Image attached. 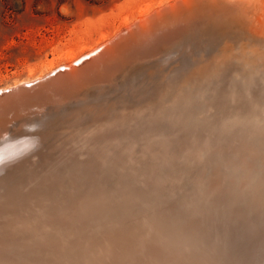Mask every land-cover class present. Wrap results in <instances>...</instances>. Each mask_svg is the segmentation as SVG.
I'll use <instances>...</instances> for the list:
<instances>
[{
	"label": "bare ground",
	"instance_id": "bare-ground-1",
	"mask_svg": "<svg viewBox=\"0 0 264 264\" xmlns=\"http://www.w3.org/2000/svg\"><path fill=\"white\" fill-rule=\"evenodd\" d=\"M177 1H183V0H167V1L159 0L156 3H150V4H147L144 6H140L139 9L137 8L138 9L137 15H134L135 17L132 20L129 19L127 16L126 17L124 16V18H122L121 26L116 27L113 34L109 35L108 31L103 32L100 36V39L98 41L95 40L97 42H95L94 44H88L86 41H85V43H82V44L79 43L77 48H70L63 53L62 56L65 59V61L63 63L56 64V61L52 60L49 64V67H48L49 68L48 72L56 69V67H59L60 65H68V66H70V68H72L73 61H75L76 59L81 57L83 54H86V53H89L90 51H93L94 49H96L97 47H99L102 44L105 45V47L109 50V52H112V53L115 52L120 47V46H118L119 44L116 43V45H115V43H114V44L108 46L107 41H109L113 36H115L120 30L128 29L131 26V24H133V23H139L140 25L146 24L149 15H151L152 13H158L159 14V10L165 6L168 9V16L172 15V14H177V15L180 14L179 17H181L183 15L182 17L184 18V20L187 19V22H189L193 19L196 20L193 22V24H192V22L187 23V24H189L188 28L189 29L193 28V34H196L193 37H191L190 39H187L188 41L186 42V44H188L192 40L193 41L190 42V44L185 47L186 52L188 51L189 47H191L190 51H193L192 56H191L192 59L189 60L187 63L182 64L180 67L176 68L175 71H172L170 73V75L172 77L167 79V83L169 81H173L174 87L170 88L167 95H164L165 99L163 101L158 102V100H157V96L160 93H158L157 96H154V95H156L155 94L156 90H155L154 94L149 92L147 95H143V97H140L139 99L134 100V101H124L126 99L132 100L130 98L131 96L125 95L124 96L125 99H123L124 102L120 103V106L115 111V113H108V115L99 124L97 122H95V124H92V125L87 126L85 128V130L88 132V134H92V136L89 135L86 138H81L79 144L80 143L84 144V143L88 142L87 141L88 139H90V140L92 139L93 142H95L96 139L94 140V138H96V137L98 138V134L100 135L101 133L111 131L112 132L111 138L108 140H105L102 143V145L100 144V147L104 146L108 149L110 148L109 151H114V150L120 149V147L126 146V148L123 149V152H126L128 155L122 154L123 155L122 160L123 159L125 160V162H124L125 165H124L123 169L117 170L119 173L118 174L119 176H123V175L126 176V174H128L129 176L128 177L126 176V179H129L130 174H133V175L136 174L137 175L136 177H138V175L140 177V174H142L144 172L147 173V171L148 172L151 171V174H152L153 166L155 165L154 167H157L158 169H157V172L155 171L154 176H157L159 180L161 179V181H163L164 177H166V175H167L166 171H163V169L165 166H167V164L169 162L167 160V158H168L167 154H169L170 152H174L176 150L185 149L187 147H189L188 148L189 153H188V155L184 161L187 160L186 163L190 164V162L193 161L191 159L193 158V155L195 154L196 150H197V152H199L204 146L207 147V143L202 142V140H201L202 137L200 138L201 142H194L191 140L192 135H194V132H195L194 129L196 128V124L193 121V117H194L193 107L199 101V94H201V93H200V90L197 91V89L199 86L202 85V83H205L204 85L207 84V86L210 84L218 85V81L215 82V78L213 81L211 80V77L213 76L212 74L215 72V70H213V68L211 69V65L214 64L213 61L217 57V54H221L222 51L224 53L228 52L230 47L233 48L232 50H234L235 48H238L239 50L243 51L245 49L244 50L245 52L249 51V53H251V56L248 58L251 59L252 61H256L257 60L256 57H258L259 53H260L257 50H261V48H262V46L258 47V46H260V44H258V42L264 36V12H260V11L258 12L257 9H255V6H254L255 0H205V2H203V3L200 2L202 0H193L190 4H188V6L185 5V6L177 7L175 9L174 5ZM193 2H195L196 4H199V5L202 4V5L201 6L198 5L199 11L194 12V13H192V11H191V13H189L190 14L189 15L188 10L190 11V8H188V7L191 6L193 4ZM259 10H261V9H259ZM214 11H216V13H219L218 14L219 17L216 16ZM187 16H188V18H186ZM165 17H166V15H165ZM176 17H178V16H176ZM219 18H222V20L219 21L218 20ZM173 20H175V19H173ZM147 24L149 25V23H147ZM150 25L154 26V24H150ZM148 28H149V26H148ZM224 34L225 35L230 34L232 37L237 38L236 40L239 41L238 45H242L244 49L243 50L241 49L242 46L236 47V45H237L236 42H230L229 43L227 41V39L225 40V38L223 36ZM135 38L136 37H133V39H135ZM118 43H120V42H118ZM245 46L247 47V49ZM215 48H218V49H215ZM238 51H234V53L236 54V53H238ZM242 53H244V52H242ZM139 54H142V53H139ZM260 55H262V54H260ZM61 60H62V58H61ZM248 62L249 61H246V63H248ZM258 63H256V64H258ZM253 64H254V62H253ZM87 65H88V62L84 63L81 67H78L76 71L74 69H72L73 70V71H71L72 75L77 77L76 78L77 81H75V82H72V81L69 82V79H67V78L62 79L61 78L62 76L67 75V73L65 72L63 74H60L61 75V77H60L61 79L59 78L60 80L57 79V81H55L53 83H49L46 85V88L48 89L46 92L42 93L40 91V89H38V88L24 89L22 92H18V90H14L13 94H10V95L5 96L4 98H1L0 99V101L2 102L0 105V119H1V121H3V123H4V121H10V120H6V119L11 117L12 112H14V114H17L20 112V109H23V107H25L22 105L21 102H24V103L26 101L30 102L31 98H34V96H36L38 94V91H40V93H42L43 95L49 94L50 96L55 97V99H60L63 97V95H67V93H70L72 91L84 90V93L82 94L81 99L84 98L87 100L88 99H91V100L86 102V103L81 104L80 108H87L89 106H92L94 100L96 99L94 91H91L92 88L89 87L90 85L98 84V93H100L102 90H105V89L112 87V86L115 87V85L120 84L119 80L112 81L113 78L116 77L117 72H118L119 66H118L117 62H113L112 64L110 62L108 64L104 63L103 67H104V65H107V66H105L103 68V70H99L98 72H95V73H97V76H95V77L93 76V74H94L93 72L91 73V76H88V77L82 76L85 73L84 70H85ZM254 65H252V66L254 67ZM42 76H45V72L41 73L39 75V77H42ZM92 77H93V79H91ZM216 77H217V75H216ZM78 79H82V80H78ZM159 79H161V78H158L157 76H154L152 78H148V80L146 82H144V86L148 87L152 84L151 82L155 83ZM220 79H222V78H220ZM28 81H30V80H28ZM219 82H222V81H219ZM248 82H250V81H248ZM57 83H60L61 86L54 88V87H56L54 85H56ZM102 83L104 85H100ZM226 83L228 84V82H226ZM201 88H202V86H201ZM215 88H216V86H215ZM226 89H224V90L226 91ZM233 91L235 92L236 90H232V93H233ZM211 92H213V91L211 90ZM229 93H230V91H229ZM207 94H210V93H207ZM236 94L234 95V93H233V96H236ZM117 95H121V93H118ZM215 95L217 97V94H215ZM223 96H225V94ZM252 98H254V97H252ZM200 99H202V98L200 97ZM203 99H204V97H203ZM230 99H231V97H230ZM98 100H100V99H98ZM209 101L210 100H208L207 103ZM221 101H222V98H221ZM30 103H32V102H30ZM209 104H211V101ZM209 104H207V105H209ZM261 105H263V104L261 103L260 106ZM21 106H22V108H21ZM238 106H241V105H238ZM242 107H243V105H242ZM242 107H240V108H242ZM119 109H120V112H118ZM8 110L10 112H8ZM114 110L115 109H113V111ZM142 110H145L148 112H144ZM213 110L209 109V111H213ZM72 111L73 110H70L66 117H71L72 115H70V114ZM209 111H206V112H209ZM219 111H220V109H219ZM251 111H253V110L251 109ZM251 111H250V114L248 112L249 115H248V117L246 116L247 117L246 120H244L243 122L241 121L242 123H240L235 128L233 127L234 129H232L230 126L229 127L232 130L228 129L230 131L228 133L233 136V138L236 140V143L238 142V149H239V145H240L239 142H241L243 140V137H242V139L241 138L236 139L235 137H236L237 133H240L242 130H244V132H243L244 138H245L244 142H246L245 145L243 144L244 145L243 150H242L243 155L240 154V155H242V157H239V159H241L242 161L244 159V161L241 164L242 167H240L239 170L244 171L245 175H244V172L237 173V171H236V173H237L236 177L238 178V180H233L231 178L233 181L232 180H231L232 182L230 181L231 183H229L228 187H226L227 190H225V188H224V191H227V192L230 191V194L234 189H238V186L246 185V184H248V182H251L252 180L255 181L256 183L258 182L256 184V186L258 184H261L259 188H261V190H264V186L262 185V183L264 184V115L262 114L263 116L260 115L259 117H255L253 115V112L251 113ZM106 112L107 111H104V113H106ZM262 112H263V109H262ZM209 113H207V114H209ZM213 113H214V111H213ZM254 113H256V112H254ZM93 116H94V114H92V116H91V113H89L88 116H85V117L79 119V120H82L85 118L83 121L77 122L79 120H75V121H71L69 124H74L75 122L76 123H83V124L88 123L87 122L88 119H92ZM196 116H198V115H196ZM205 116H208V115H205ZM56 117H59V115L52 116L49 119H47V120L44 119L42 121H44V124H48V122L51 120L55 121ZM199 117L201 118L202 116H199ZM216 117H217V115L215 116V118ZM237 117H239V116L237 115ZM217 118L215 119L216 121L219 119V118L218 119ZM96 119L97 118H94V120H96ZM42 121H41L39 116L30 120V122L36 123L38 125L42 124L43 123ZM199 121H202V120H199ZM203 122H206V121H203ZM221 122H223V120H221ZM213 123L211 125H213ZM226 124H220V125H226ZM197 127H198V125H197ZM217 127L219 128V126H217ZM208 129H210V128H208ZM223 129L225 130L226 128H223ZM197 130H198V128H197ZM216 134H218V133H216ZM202 135H204V133ZM209 135H210V133H209ZM204 136H206V135H204ZM211 136H213V135H211ZM227 136H223V137L217 136L216 137L217 140H215L214 144H216V145L219 144L218 146L227 145L228 144ZM159 137H163V139H158ZM143 138H148L155 145H156V142H158L157 144H159V143H163L164 141H167L169 146L167 145L166 148L169 149L170 152L165 151L167 149H164L161 152H158L157 153L158 154L157 160L160 161V163H158L156 161L158 164L157 163L153 164V162H152L153 158L152 159L148 158L149 155H147V151L149 149L145 150V151H141V152L139 151V149L141 148V145H142L141 143H142ZM188 138H190V139H188ZM214 138H215V136H214ZM230 138H232V137H230ZM133 139L138 140L139 143L137 142V146L140 148L132 146V144L134 142ZM234 139H232V140H234ZM159 140H160V142H159ZM207 140L205 138L204 141L207 142ZM212 143H213V141H212ZM17 147H19V146L11 145L9 148L4 149V150L6 152H10ZM98 147H99L98 145L93 146V150L98 151ZM143 147L144 146H142V148ZM205 147H204V149H205ZM152 148H153V146H152ZM162 148H164V147H162ZM227 148L228 147H226V149ZM238 149H237V151L235 149L237 154L240 153ZM142 150H144V148ZM185 150H187V149H185ZM152 151H153V149H152ZM91 152H92V150H91ZM120 152H122V151H120ZM129 152H131V153L129 154ZM166 152H168V153H166ZM204 152H205V150L203 152L201 151V153H204ZM214 152H217V151H214ZM112 153H114V152H112ZM225 153H226V155H228L227 151ZM3 154L4 153H2V154L0 153V157L3 158L5 156ZM103 154L101 156H104ZM177 154H178V152H177ZM205 154H206V152L204 153V156H205ZM232 154H233V152H232ZM70 155L68 154L67 156L69 157ZM116 155H118V154L116 153ZM73 156L74 155H71L70 158H72ZM87 156H89V155L87 154ZM87 156H86V158H87ZM95 156H100V155L98 154ZM112 156H114V155H112ZM119 156H120V153H119ZM170 156H171V154H170ZM132 157H135V158H132ZM173 157H171V158H173ZM209 157H211V156H209ZM213 157H215V155ZM198 158H200V157H198ZM203 158H206V156L205 157L201 156V159H203ZM104 159H103V161H104ZM154 159H155V157H154ZM181 159H183V157H181ZM211 159H212V157H211ZM105 161H106V159H105ZM119 161L117 160V162H119ZM174 161H179V160H174ZM197 161H199V160L197 159ZM201 161H203V160H201ZM239 161L240 160H238L237 162L239 163ZM107 162H105V163H107ZM227 162H228V160H227ZM83 163H84V161H83ZM120 163H121V161H120ZM204 163H205V161H204ZM94 164H96V163H94ZM112 164H114V163L112 162ZM196 164H195V166H196ZM213 164H215V162ZM87 165H86V167H87ZM100 165H102V164H100ZM178 165H180V164H178ZM191 165H192V163H191ZM217 165H219V164H215L213 166V169H215L214 167H216ZM1 166L2 165L0 164V171L3 170L1 168ZM91 166H92V164H91ZM169 167H171V166H168V168ZM181 167H183V166H181ZM186 167H187L186 169H188V166H186ZM198 167H199V165H198ZM198 167H196V168H198ZM200 167L202 168V164ZM228 167H230V166H228ZM201 168H199V169H201ZM203 168H204V165H203ZM220 168L221 167H219V169ZM172 169H173V166H172ZM186 169H183V170H186ZM191 169H190V171H191ZM199 169H198V171H199ZM235 169H237V168H235ZM231 170H232V168H231ZM117 171H115V172H117ZM196 171H197V169H196ZM207 171H208V169H207ZM214 171L216 172V170H213V172ZM219 171H221V169ZM222 171H223V169H222ZM171 172H172V170H171ZM188 172H189V170H188ZM192 172H194V171H192ZM199 172H197V173H199ZM215 172H214V174H215ZM226 172H229V171H226ZM179 173H181V172H179ZM189 173H191V172H189ZM197 173H196V175H198ZM219 173L220 172H218V174ZM223 173H222V175H223ZM214 174L213 175L211 174V175L214 176ZM143 175H142V177H143ZM172 175H173V173H172ZM175 175H178V174H174V176ZM188 175L190 176V174H187V176ZM192 175H193V173H192ZM202 175H203V173H202ZM183 176H185V175H183ZM203 176H204L203 177L204 180H203V178L202 179L200 178V180L205 181L206 178H208V180L213 179L212 182H214L217 185V187H219L218 185H221L222 183H224V181L220 182V181L216 180L215 179L216 176L212 177L209 174L207 175V173ZM250 176H252V178ZM132 177H133V179L135 178L134 176H131L130 179ZM142 177H140V178H142ZM197 177L198 176H196V178ZM226 177L228 178V176H226ZM242 177L243 178L245 177V178L242 180L241 179ZM140 178L139 179L135 178L134 180L138 179L141 181ZM154 178H156V177H154ZM170 178H171V176H170ZM194 178H195V176H194ZM196 178L194 180H197ZM146 179L144 178L143 181H145ZM168 179H166L167 184H168V182H170V180L168 181ZM172 179H173V176L171 178V181H172ZM240 179H241V181L239 182ZM249 179H251V181ZM138 180H137V182H138ZM177 180L179 181L178 178H177ZM182 180H184V179H182ZM132 181L133 180H131L129 182H132ZM143 181H141V182H143ZM150 181H148V182H150ZM152 181L155 183L154 180H152ZM209 182L211 183L210 180H209ZM85 183L87 186L91 185V186L87 187L89 192L84 193V191L81 190V191H79L78 196H75V197L71 196L72 197V203H71L70 199H69V201L72 205H70V203L68 202V204L71 206V208L68 207L67 208L68 211L66 210L71 215L70 216L68 213H66V215L67 214L69 215L68 218H70L71 221H73L72 220L73 218L75 219V221L77 220V218H79L80 224L77 221V223L79 224V226L78 225L77 226L81 229H84V231L82 233L83 235L81 237H78L79 239L76 238L77 233L74 234L75 238L77 240L74 239L75 241L72 242L73 239L71 241L70 238H67V237H69V235L64 230V227H65V229H68V228L70 229L71 227L68 226V228H66V225H64V227L61 230V233H62L61 235L63 237L58 236L57 241H54L52 238L51 239L53 241L47 240V239H50V238H47V239L45 238V236L48 235L45 231V230H47L46 229L47 227L45 228V224L42 225V226H44L45 229H42L41 227L40 228L35 227V226H41L37 223V221L36 222L33 221V222H35V224L31 221L35 226L33 225L31 227L30 225L32 223H30V225L26 224L25 228H23V230H25V231H23V230L18 231L17 230L16 234H14L15 228L11 229V227H12V224H15V223H12L13 221L11 222L10 220L12 219V216H14V215L16 216L17 214L18 215H20L21 213L23 214L24 208H26L25 206H27L24 203L27 200H24V203H23V201H19L16 198L8 196V194L10 193L11 190L16 191L15 189H12V188H14V186L13 185L10 186L7 184H1V182H0V187H2V186L5 187L4 191L6 194V195H4V192L2 191L3 196L0 193V198H2V197L6 198L5 202L9 203L13 207L12 211H10V209H8V210L5 209V207L3 206L4 199L2 198L3 200L2 201L0 200V264H105L104 259H105L106 255H108V257H109V263L108 264H231V263L232 264H241V262H243L244 264H248L249 263L248 260H250L252 256H256L255 259L259 258L260 259L259 262L261 264H264V198H263L264 195L261 197V200H259L260 197H257L259 195V193H257V196L253 195L254 198H250V199L247 198L249 207L248 206L244 207V202H245V197H244V199L242 200L244 202L240 203L239 205L234 204L236 206V208L238 209V211H236V209L233 208V205L231 207L227 206V205H230V204H228L229 202L227 200H229V201L232 200L231 199L232 196H229V197H231L230 198L231 200L228 199L229 198L228 196H226L228 193L220 195L221 192H217L218 195H215L208 202L206 201L207 206H209V207H207V209L204 208V204H203L204 200H206V199H203V202L202 201L199 202V200H198L199 196H198L197 197L198 201L194 199L196 202L194 201V204H193L191 202L193 200V198H192V200L190 202L193 205H191V204L187 205L186 209L184 208V206L183 207L181 206V209L178 207V209H180V212H182L185 215L184 216L185 218L168 216V218L169 217L170 218L167 219V217H165L166 215L162 216L166 212H162V215H161V212L157 213L158 211H156L155 209L153 211H156V213L153 211H150L149 209L148 210L150 212H148V210H146V207H143V208H145L144 212L140 211L142 208L141 205L136 206V204H134L135 202H133V200H135L137 198V196L135 199L132 198L133 199L132 201L128 199V198H130L129 193L131 191H134V190H132V188L126 189L125 187H121L120 189L117 190V188H115L114 185L113 186L111 185V187L104 186L103 184L93 185L94 182L90 179H89V183H88V180ZM111 184H113V183H111ZM120 184H122V182H120ZM143 184H144V182H143ZM193 184H191V185L193 186ZM202 184L204 185L203 182H202ZM206 184L209 186L208 183H206ZM254 184L255 183H253V185ZM155 185H157V184L155 183ZM170 185H172L171 182H170ZM180 186H181V183H180ZM195 186H196V184H195ZM211 186H213V183ZM254 186L251 188L253 189ZM130 187H131V185H130ZM176 187H177V185H176ZM202 187L204 189H206V188L209 189L208 187H206V185L202 186ZM170 188L171 187L169 186V189ZM180 188H182V187H180ZM186 188H183V189L185 190ZM246 188H247V185H246ZM259 188H257V189H259ZM157 189H158V187H157ZM247 189H249V188H247ZM257 189H255V190L257 191ZM147 190H149V189H147ZM192 190H194V186H193ZM198 190L201 191V189H197V191ZM261 190H259V192H261ZM139 191H141V190H139ZM149 191L145 192L146 195L149 193ZM188 191L186 192V194L190 193V192L192 193L191 190H190V192H188ZM202 191H205V190L202 189ZM251 191L254 192V190H251ZM18 192L19 191H17V193ZM173 192H171L170 194L172 195ZM184 192H182L183 193L182 195H186V194H184ZM135 193L133 194L134 196H135ZM139 193H141V192H139ZM55 194H53V196ZM130 194H132V193H130ZM143 194H144V192H143ZM238 194H240V196L237 195L238 198H236V199H238L237 200L238 202H241L239 199L243 196V194H242V196H241V193H238ZM246 194H245V196H246ZM248 194L251 195L250 193H248ZM261 194H264V192ZM14 195H15V193H14ZM61 195L62 194H60L59 199L61 198ZM92 195L94 196L93 200L92 199L89 200L87 197L92 196ZM137 195H139L138 191H137ZM149 195L151 196V193H149ZM154 195H156V194H154ZM160 195H162V194L160 193ZM188 195H192V197H194L193 193L188 194ZM195 195L197 196V194H195ZM204 195H206V194H204ZM213 195H214V193H213ZM249 195H248V197H249ZM20 196H22V194ZM64 196H63V198L67 197V196H65V197ZM134 196H132V197H134ZM173 196H175V195H173ZM200 196H202V194ZM253 196H250V197H253ZM17 197H18V195H17ZM71 197H69V198H71ZM147 197H149V196H147ZM159 197H162V196H159ZM208 197L209 196H207L206 198H208ZM233 197H234V195H233ZM18 198L21 199L23 197H18ZM30 198H32V200H34L33 199L34 197L30 196ZM36 198H39V196ZM139 198H141V197H139ZM154 198H155V196H154ZM176 198L178 199V197H176ZM190 198H191V196H190ZM255 198L258 200L257 206L255 204L257 201ZM97 199H99V200H97ZM106 199L108 200V202L106 201L107 204L112 205L108 208H112V207L115 209L121 208L122 212H123L124 208H126V213L123 212L124 216L121 214L122 217H120L121 212L118 209V211L120 212V213L118 212L120 219H118L119 217L115 218V216H112L114 213H112L110 216L104 218V220L111 221V223L115 222L114 223V225H115L114 229L109 227V228H111L109 230V233H111L113 231V235H112L113 237L111 236V238H110L111 240L109 239V241L107 242L109 246H107V244L101 245V243H99V242H101V240L100 241L95 240V243L91 242V244L88 243L89 241L85 242L86 240H92V237L94 239V236L90 237L93 230L89 229V228L90 227L93 228L95 225L99 226L102 223V221H101L102 218L100 219L99 216L102 215L101 213H103L104 209H101V211H99L97 214L94 211L96 209H98L96 207L101 206V208H103L102 202H105ZM143 199H146L145 196ZM151 199H153L152 196H151ZM156 199L158 200L159 198L156 196ZM177 199L175 202H178ZM186 199H185V203L188 204L189 203L187 201L188 199L187 200ZM233 199H235V198H233ZM253 199H255L256 201H253ZM50 200H52V199H50ZM53 200H52V202H53ZM61 200H62V198H61ZM143 201L144 200H142V202ZM146 201L148 202V200H146ZM155 201H154V203H155ZM161 201H163V199ZM166 201H168V200H166ZM181 201H182V199H181ZM35 202H37V201H35ZM44 202H45V200H44ZM232 202H234V201L232 200ZM7 203H6V207H7ZM31 203L32 202H30V204ZM63 203H66V202H63ZM144 203L145 202H143L142 204L144 205ZM160 203H162V202H160ZM165 203H167V202H165ZM38 204H34V205L37 206ZM48 204L45 205V203H44L43 206L39 205V207L37 209L39 211V213L42 214V213L48 211ZM147 204H149V203H147ZM163 204L162 205L158 204V205H161L162 206V207L160 206L161 210H163L162 208H164V211H165L166 205L164 204L165 205V207H164ZM54 205H55V203H54ZM153 205L154 204H151V205L149 204L147 206L150 207ZM31 206H32V204H31ZM65 206H68V205H65ZM145 206H146V204H145ZM22 207H24V208L22 209ZM51 207H53V206H51ZM154 207H156V209L158 208L156 206V204ZM182 208H184L183 211H182ZM52 209L54 210V208H52ZM65 209H66V207H65ZM65 209L61 208V209H57V210H62V212H64ZM204 209L207 210L208 212H206ZM6 210L8 211L7 213H6ZM27 211H25V213ZM132 211H137V212L133 213ZM173 211H175V210H173ZM53 212H51L52 215H53ZM48 213H49V211H48ZM171 213H172V211H171ZM46 214H47V212H46ZM60 214L61 215H59V216H62V213H60ZM108 214H110V213H108ZM115 214H116V212H115ZM144 214H147L150 218L153 217L152 219L156 223V224L154 223L156 228L155 227H153V228H155V230L159 229V231H157L159 233V234H157V236H155L156 233L151 234V232H152L151 230L148 231L147 228H149V226H148L149 222L146 220V218L148 216L145 217ZM173 214L175 215V213H173ZM30 215L33 216L32 214H30ZM55 215L56 216L54 218H57L58 215L57 214H55ZM66 215L64 214L63 216H66ZM23 216H25V215H23ZM88 216L90 218H88ZM105 216H106V214H105ZM46 217H44V218H46ZM149 217L147 219H150ZM47 218L49 219L50 217H47ZM28 219H30V218H28ZM58 219L59 218H57V220ZM62 219L63 218H61V220ZM39 220H40V218H38V222H40ZM52 220L54 221L55 219L52 218ZM57 220H55V221L57 222ZM104 220H103V222H104ZM27 221L29 222V220H27ZM45 221L46 220H44V222ZM20 222H21V219H20ZM41 222H43L42 219H41ZM63 222L64 223H62V224H65L66 221H63ZM98 222L99 223L101 222V223L99 224ZM6 223H9V225L11 226L10 229H7L6 226H8V225H5ZM23 223H24V221H23ZM49 223H52V225H53V222H49ZM54 224H56V223H54ZM70 224L72 225V222ZM103 224H105V223H103ZM3 225H5V226H3ZM56 225H55V227H57ZM73 225H74V223H73ZM114 225L112 224V226H114ZM213 225L216 228L215 232H217V238L215 236L216 234L214 235V233H213V231H214ZM18 226H19V223H18ZM22 226H24V225L22 224ZM100 226H102V224ZM104 226H106V225H104ZM142 226H143L142 229H144L145 231L147 230L146 232L148 235L146 234V232H145V235H143V234H142L143 236L140 235L141 233H143V230H139L140 227H142ZM49 227H51V225H49ZM60 227H61V225L59 226V229H60ZM97 228L98 227H96V230L98 231ZM35 229L40 230L41 234L40 233L37 234ZM51 229L55 230L53 228H51ZM59 229L57 228L58 231H60ZM101 229H102V227H101ZM105 229H107V227ZM99 230H100V227H99ZM137 230H138V232L140 231L139 232L140 236L139 237L137 236L138 238H136V236L134 234L135 231H137ZM29 232H30L31 236L29 235ZM81 232H82V230H81ZM138 232H136V234ZM86 233H88L90 235L89 238H87V239H85L86 236H84V234L86 235ZM106 233H108V232L106 231V232H104V234H101V235L103 236ZM34 235H37L38 237H36ZM96 235L98 236V234H96ZM79 236H80V234H79ZM32 238H33V241H31ZM71 238H74V236L73 237L71 236ZM135 238H136V240H135ZM98 239H100V238H98ZM102 240H103L102 242L104 243V241H105L104 238H102ZM34 241H35V243H32ZM36 242L38 244H36ZM77 242H79V243H77ZM96 244H98V245H96ZM99 245H101V246H99ZM115 245H116V247H115ZM38 246H40V247L42 246V247L40 248V252L38 250L39 256H36V254H34V250ZM105 246H107L109 248L107 251H104ZM115 255L118 256V257L116 256L117 260H115V257H114ZM260 263H258V264H260ZM250 264H254V263H250Z\"/></svg>",
	"mask_w": 264,
	"mask_h": 264
},
{
	"label": "rangeland",
	"instance_id": "rangeland-1",
	"mask_svg": "<svg viewBox=\"0 0 264 264\" xmlns=\"http://www.w3.org/2000/svg\"><path fill=\"white\" fill-rule=\"evenodd\" d=\"M158 1L159 0H0V88H6V87H10V86L16 85V83L19 84V83H21L23 81L33 80V79L39 77V75L41 73H44V72H45V75H46L47 73H49L48 72L49 71V68L48 67H49V64H50V62L52 60L56 61V64L63 63L65 61V59H64V57L62 55L68 49H70V48H77V46L79 45V43L82 44V43H85V41L88 44H94L95 42H97L100 39V36H101V34L103 32H107L108 31L109 35L113 34V32L116 29V27H120L121 26V24H122L121 21H122V18H124V16L125 17L127 16L129 19L132 20L135 17L134 15H137V13H138L137 11L140 8V6H144V5H147V4H150V3H156ZM164 1H167V0H164ZM254 6H255V9H257L258 12L259 11L260 12H264V10H263L264 9V0H255ZM259 9H261V10H259ZM214 13L216 14L217 17H219V15H218L219 13H216V11H214ZM218 20L221 21L222 18H219ZM223 36H224L225 40L227 39V41L229 43L230 42H236L237 43L236 47L237 46H239V47L242 46V45H238L239 44V41L236 40L237 38L232 37L230 34H226V35L224 34ZM263 38H264V36L258 42V44H260V46H258V47H261L262 46V48H261V50H257L256 49L257 51L260 52L259 53V56L256 57L257 58L256 61H252L251 59L248 58V57L251 56V53H249V51L245 52L244 51L245 49L243 48V46L241 47L242 50L244 49L243 51L239 50L238 48H235L234 50H232L233 48L230 47L229 50H228V52L224 53L222 51V53L221 54H217V57L214 59V61H213L214 64L211 65V69L213 68V70H215V72L212 74L213 76L211 77V80L213 81L214 78H215V82L218 81V85L210 84V85L207 86V84L204 85L205 83H202V85H201L202 88H201V86H199L198 89H197V91L200 90V93H201V94H199V101L197 102V104H195L196 107L195 106L193 107V110H194L193 111V115H194L193 121L196 124V128L194 129L195 132H194V135H192L191 140L194 141V142H201V140H202V142L207 143V147L204 146L205 149L203 147L199 152H197V150H196L195 154L193 155V158L191 159L193 161H191L190 164H187L186 163L187 160L184 161L186 159L188 153H189V149H188L189 147L185 148L187 150L181 149V150H176L174 152H170V150L166 148L167 145H168L167 141H164L163 143H159V144H157L158 142H156V145H155L148 138H143L142 139V143H141L142 145H141V148H140V147L137 146L138 140L137 139L136 140L133 139L134 142H133L132 146H135L137 148H140L139 149L140 152L149 149L147 151V155H149L148 158H151V159L153 158L154 159V157H155L154 160L152 159L153 164H156L157 162L160 163V161L157 160V157H158V154L157 153L158 152H161L164 149H167L165 151L170 152L169 154H167V156H168L167 160L170 163L168 162L167 166H165L164 169H163V171H166V174H167L166 177L167 178L164 177V180L163 181H161V179L159 180L157 176H154L155 171L157 172V169H158L157 167H154L155 165L153 166V172H152V174H151V171H149V172L147 171L148 174L146 172H144V173L140 174V177H142V175L144 174L142 178H140L139 175H138V177H136L137 176L136 174L135 175L130 174V177L131 176H134L135 178H138V179L140 178L141 181H143L144 178L145 179L147 178L146 179L147 181L146 180H145L146 182L143 181L144 182V184H143V182H141L138 179H137L138 182H137V180H134L135 178L133 179V177L131 179H130V177H129V179H126V176L127 177L129 176L128 174H126V176H124V175L123 176H119L118 175L119 173H118L117 170L123 169V167L125 165V163H124L125 160L124 159L122 160V157H123L122 154L128 155L126 152H123V149L126 148V146L120 147V149H117L118 151L117 150L109 151L110 148L108 149V148H106L104 146H101V147L99 146L100 148L98 147V151L92 150V152L91 151L86 152V154L89 155V156L86 155L87 156V159L89 161L86 159V157L84 159H82V160L81 159H75L74 156L72 158H70L71 155H73V154L72 153H69V155L70 154L71 155L69 157L66 155L65 158H67V159H64V161H65L64 163H66V166L69 169H67L65 171V173L63 174L62 180L60 182L54 183L53 190H50V192H48L49 190L47 191L48 193L47 192L44 193V191H35V193H29V194H27L25 188L19 189V190H18L17 187L12 188V189H15L16 191L11 190L10 193L8 194V196L13 197V198H16L18 200H19L18 197H23L19 201H23V203H24V200H27L24 203L27 206L24 205L26 208L22 207V209L24 208L23 214L22 213L21 214L19 213L20 215L17 214L16 216L14 215L15 217L12 216V219L10 221L11 222L13 221L12 223H15V224H12L11 222L10 223L12 224V227L13 228L9 225V223H6L5 224V225H8V226H6L7 229H10V227H11V229H14L15 228V231H14L15 233L14 234H16L17 230L18 231L23 230V228H25L26 224L27 225H30V223H32L33 221H35V222L37 221V223L39 225H41V226H35L34 225L35 222H33L34 224L32 223L30 226L32 227L34 225L35 227H39V228L41 227L42 229H45L47 227L46 228L47 230H45V231H46V233L48 235H46L45 238L46 239L47 238H50V239H47V240L57 241L58 236H62L61 235L62 234L61 233L62 228L64 227V225H66V228H68V226L71 227L70 229L69 228L68 229H65V227H64L65 232L69 235V237H67V238H70L71 241L73 239L72 242H74L75 240H77L76 238L81 237L83 235L82 233H83L84 229H81V228L78 227L79 224H80L79 223L80 222L79 221V218H77L76 221H75L74 218L72 219L73 221H71V219L68 218L70 214L67 212L68 211L67 208L68 207L71 208V206H70V205H72L71 204L72 203V197L71 196H74V197L75 196H78L79 191H81V190L84 191V193H88L89 192L88 189H87V187L88 186H91V185H88L87 186L86 183H85V182H87V180H88V183H89V179L94 182L93 185L103 184L104 186H109V187H111V185L112 186L114 185V187L117 188V190L120 189L121 187H125L126 189H131L132 188V190H134V191L136 190L135 191L136 193L134 191H131L130 192L132 194L129 193V197L130 198H128V199L132 201L137 196V198L135 200H133V202H135L134 204H136V206H138V205L140 206L141 205L142 208H141L140 211L144 212L145 208H143V207H146V210L149 209L150 211H153L155 209L156 211H158L157 213L161 212V215H162V212H166L162 216H165L166 215L165 217H167V219L170 218V217L168 218V216H175V217H180V218L183 217V218H185L184 217L185 215L182 212H180L181 206L182 207L184 206V208L186 209L187 205H190V204L193 205L194 204V201L197 200V197L198 196H199L198 197L199 202L200 201L203 202V199H206V200H204V203L203 204H204V208L207 209V207H209V206H207L206 201L208 202L215 195H218L217 192H221L220 195H223V194L228 193L226 196H228V197L229 196H232V198L229 197L228 199L231 198L234 202H232L231 199H230L231 201L227 200L229 202V203L228 202L227 203L230 204V205H227V206L228 207L229 206L231 207L233 205V208H235L236 211H238V209L236 208V206L234 204H238L239 205L240 203L244 202V201H242L244 199V197H245L244 207L248 206L247 198L248 199L254 198V196H257V193H259V195L257 197H260L259 200H261V197L264 195V194H261V193H263L264 190H261V188H259L261 184H258L259 186L258 185L256 186V184L258 182L256 183L253 180L251 181V179H249V180L252 183L251 182H248L249 185L246 184L247 185V188H249V189L246 188V185L238 186V189H234L231 192V194H230V191L229 192L224 191V188H225V190H227L226 187H228V184L229 183H231L233 180H238V178L236 177V174L237 173L244 172V171L239 170L240 167H242L241 166L242 162L244 161V159L242 161L241 159H239V157H242V155H243V153H242L243 151L242 150H243V147H244V145L246 143V142H244L245 141L244 133H243L244 130H242L240 133H237L238 136L236 135V137H235L236 139H240V138L242 139V137H243V140L241 142H239L240 145H239V149H238V142L236 143V140L233 138V136L228 133V132H230L228 129L232 130L236 126H238L240 123H242L244 120H246V118L250 114L251 109L253 110V111H251V113L253 112V115L255 117H259L260 115L261 116L264 115V108H263L264 107V84H263L264 83V74H263L264 73V70H263L264 69V65H263L264 64V46H263L264 45V39ZM95 40H97V41H95ZM215 49H218V48H215ZM246 49H247V47H246ZM234 51H238V53L235 54ZM242 52H244V53H242ZM260 54H262V55H260ZM61 58H62V60H61ZM245 60L246 61H249V62L246 63ZM259 61L260 62L262 61V62L260 63ZM253 62H254L255 65L253 64ZM256 63H258V64H256ZM221 64L222 65L224 64L225 66L224 65L222 66ZM252 65H254V67ZM216 75H217V77H216ZM220 78H222L223 80L220 79ZM219 81H222V82H219ZM225 81L228 82V84ZM248 81H250L251 83L248 82ZM215 86H216V88H215ZM224 89H226V91ZM231 89L232 90H236L235 92L233 91L234 95L237 93L236 96H233V93H232V90ZM211 90L213 92H211ZM228 90L230 91V93H229ZM207 93H210V94H207ZM215 94H217V97H216ZM224 94H225V96H223ZM229 96L231 97V99H230ZM200 97L202 99H200ZM203 97H204V99H203ZM252 97H254V98H252ZM221 98H222V101H221ZM208 100L211 101V104H209L210 101L207 103ZM259 103L260 104L262 103L263 105L260 106ZM207 104H209V105H207ZM238 105H241V106H238ZM242 105H243V107H242ZM240 107H242L243 109L240 108ZM218 108L220 109V111H219ZM209 109H211V110L214 109L213 110L214 113H213V111H209ZM262 109H263V112H262ZM205 110L206 111H209L210 113L209 112H206ZM248 112H249V114H248ZM254 112H256V113H254ZM207 113H209L210 115L207 114ZM204 114L205 115H208V116H205ZM196 115H198V116H196ZM216 115L219 118L218 119L216 117L219 121L218 120L217 121L215 120L216 119L215 118ZM237 115L239 117H237ZM199 116H202V117L200 118ZM199 120H202V121H199ZM221 120H223V122H221ZM203 121H206V122H203ZM212 123H213V125H211ZM219 123L220 124H226L227 123V124L226 125H220ZM197 125H198V127H197ZM217 126H219V128ZM197 128H198L199 131L197 130ZM208 128H210V129H208ZM223 128H226V129L224 130ZM202 132L206 136L202 135L203 134ZM209 133H210V135H209ZM216 133H218V134H216ZM211 135H213V136H211ZM214 136H215V138H214ZM217 136H220V137L227 136L228 144L227 145H220V146H218L219 144H217V145L214 144L215 140H217L216 139ZM204 137L206 138V140L209 138L207 140V142L204 141L205 140ZM230 137H232V138H230ZM200 138H201V140H200ZM158 139H163V137H159ZM188 139H190V138H188ZM232 139H234V140H232ZM212 141H213V143H212ZM159 142H160V140H159ZM241 144L242 145L244 144V145L242 146ZM142 146H144L143 147L144 150H142L143 149ZM152 146H153V148H152ZM222 146L223 147L225 146V147L223 148ZM162 147H164V148H162ZM226 147H228V148L226 149ZM151 148L153 149V151H152ZM235 149H236V151L238 149L240 153L237 154V152L235 151ZM204 150L206 152V154H205L206 158L201 159V156L202 157H205L204 156V153L205 152L204 153H201V151L203 152ZM120 151H122V152H120ZM214 151H217V152H214ZM226 151H227V154L228 155H226V153H225ZM112 152H114L115 154L112 153ZM118 152L120 153V156H119V153ZM168 152H166V153H168ZM177 152H178V154H177ZM232 152H233V154H232ZM116 153L118 155H116ZM130 153L131 152H129V154ZM98 154L100 156H95V155H98ZM102 154L105 157L104 156H101ZM170 154H171V156H170ZM240 154H242V155H240ZM112 155H114V156H112ZM214 155H215V157H213ZM60 156H63V155H60ZM209 156H211L212 159ZM103 157L106 159V161H105V159ZM171 157H173V158H171ZM181 157H183V159H181ZM198 157H200V158H198ZM59 158L62 159V157H59ZM132 158H135V157H132ZM103 159H104V161H103ZM197 159L199 161H197ZM117 160L118 161L120 160L121 163H120V161L117 162ZM174 160H179V161H174ZM201 160H203V161H201ZM227 160H228V162H227ZM238 160H240L239 161L240 164L237 162ZM45 161L47 162V159ZM83 161H84L85 164L83 163ZM204 161H205L206 164L204 163ZM232 161L233 162L235 161V162L233 163ZM46 162H45V167H47V164H48ZM105 162H107V163H105ZM112 162L114 164H112ZM214 162H215V164H219L216 167H214L215 169H213V166L215 165V164H213ZM94 163H96V164H94ZM191 163H192L193 166L191 165ZM91 164H92V166H91ZM100 164H102V165H100ZM178 164H180V165H178ZM195 164H196V166H195ZM201 164H202V168H203V165H204V168L203 169L200 167ZM86 165H87V167H86ZM198 165H199V167H198ZM168 166H171V167L168 168ZM172 166H173V169H172ZM181 166H183L184 168L181 167ZM186 166H188V169H186L187 168ZM228 166H230L232 168V170ZM196 167H198V168H196ZM205 167L208 169V171L209 170L210 171L208 172ZM219 167H221L220 168L221 171H219L220 170ZM199 168H201V169H199ZM235 168H237V169H235ZM183 169H186V170H183ZM190 169H191V171H190ZM196 169H197V171H196ZM198 169H199V171L201 173L198 171ZM222 169H223V171H222ZM114 170L117 171V172H115ZM171 170H172V172H171ZM188 170L191 173H189ZM213 170H216V172L214 171L215 174H214ZM192 171H194V172L196 171V172L194 173ZM226 171H229V172H226ZM236 171H237V173H236ZM179 172H181V173H179ZM197 172H199L200 174L197 173ZM218 172H220V173L218 174ZM172 173H173V175H172ZM192 173L195 176V178H196V176H198L196 179L199 182L197 180H194L195 178L192 175ZM196 173L198 175H196ZM202 173H203V175H205L207 173V175L209 174L210 176H212L214 174V176H212V177H215L216 176L215 177L216 180H218L220 182L221 181H224V183H222L221 185H218L219 187H217V185L214 182H212L213 179H209L211 181V183H210L209 180H208V178H206L205 181L207 180L208 182L207 181L205 182V181H203L204 180V178H203L204 176L202 175ZM222 173H223L224 176L222 175ZM174 174H178V175H175L174 176ZM187 174H190V176L189 175L187 176ZM183 175H185V176H183ZM244 175H245V172H244ZM170 176H171V178L173 176L172 181H171ZM226 176H228V178ZM154 177H156V178H154ZM250 177L252 178V176H250ZM177 178L179 179L180 182L177 180ZM200 178L201 179L203 178V180H200ZM244 178L242 177L241 179L243 180ZM166 179H168V181L170 180V182L172 183V185H170V182H168V184H167ZM182 179H184V180H182ZM241 179L239 180V182L241 181ZM128 180L129 181L133 180V181L132 182H129ZM152 180H154L157 185H155V183ZM148 181H150V182H148ZM120 182H122V184H120ZM202 182L204 183V185L202 184ZM111 183H113V184H111ZM180 183H181V186H180ZM206 183H208V184L210 183L209 184L210 187ZM212 183H213V186H211ZM253 183H255L254 185L256 187L253 185ZM191 184H193L194 190H192L193 189V186ZM195 184H196V186H195ZM130 185H131V187H130ZM176 185H177V187H176ZM205 185L210 190L207 189V188H206L207 189L206 190V189H204L202 187V186H205ZM262 185L264 186L263 183H262ZM169 186L171 187L170 189L172 191L169 189ZM253 186H254L255 189L259 188V189H257L258 192L254 188L253 189L251 188ZM2 187H0V193L2 195L3 192H4V195H6L5 194V191H4L5 190V187L4 186H2ZM157 187H158V189H157ZM180 187H182V188H180ZM195 187L197 189H201V191L203 189L206 192L205 191H202L203 192L202 193L200 190H198L200 192L199 193ZM183 188H186L187 190L185 189L186 190L185 191ZM147 189H149L150 191L147 190ZM139 190H141V191H139ZM190 190L192 191L194 197H192V195H188V194H192L190 192ZM251 190H254V192L251 191ZM259 190H261V192H259ZM17 191H19V192L17 193ZM137 191H138V194L140 196L137 195ZM147 191H149V193H151V196H152L153 199H151V196L149 195V193L146 195L145 192H147ZM170 191L171 192L174 191L172 195L170 194L171 193ZM187 191L190 192V193H187L186 194ZM139 192H141V193H139ZM143 192H144V194H143ZM182 192H184V194H186L187 196L186 195H182L183 194ZM237 192L238 193H241V196L243 194V196L239 199L241 202H238L237 201L238 199H236V198H238V196H240V194H238ZM14 193H15L16 196L14 195ZM134 193H135V196L133 195ZM160 193L162 195H160ZM213 193H214V195H213ZM248 193H250V194L252 193V194L249 195ZM19 194L20 195L22 194V196H20ZM53 194H55L57 197L55 195L53 196ZM60 194H62L61 195L62 200H61V198L59 199ZM154 194H156V195H154ZM195 194H197V196ZM201 194H202L203 197L200 196ZM204 194H206L209 197L206 198L207 196L204 195ZM245 194H246V196H245ZM17 195H18V197H17ZM64 195L67 196V197H65ZM158 195L159 196H162V197H159ZM173 195H175V196H173ZM233 195H234V197H233ZM248 195H249V197H248ZM30 196L34 197L33 198L34 200H32V198H30ZM38 196H39V198H36ZM63 196L65 198H63ZM132 196H134V197H132ZM138 196L141 197V198H139ZM144 196H145L146 199H143ZM147 196H149V197H147ZM154 196H155V198H154ZM156 196L159 198L158 200L156 199ZM190 196H191V198H190ZM250 196H253V197H250ZM69 197H71V198H69ZM176 197H178V199ZM183 197L185 199L186 198L188 199V200L186 199L189 202L188 204L185 203V199ZM2 198H0V200L2 201L4 199V201H3L4 203L3 202L2 203H3V206L5 207V209H7V210L10 209V211H12V209H13L12 205H10L9 203L5 202V199L6 198H3V199ZM87 198L89 200H91V199L93 200L94 196L92 195V196H89ZM161 198L163 199V201H161L162 200ZM192 198H193V200H192ZM199 198L200 199L202 198V199L200 200ZM233 198H235V199H233ZM263 198H264V196H263ZM50 199H52V200L54 199L53 202ZM69 199H70L71 203H70ZM176 199L178 200V202H175ZM181 199H182V201H181ZM255 199H253V201H256L257 200V199L255 200ZM44 200H45V202H44ZM97 200H99V199H97ZM142 200H144L143 202H145L144 205L142 204L143 203ZM146 200H148V202ZM166 200H168V201H166ZM35 201H37L39 204L37 202H35ZM106 201L108 202L107 199L105 200V202H102L103 208H101V206H99V207H96L98 209H96L94 211L97 214L99 211H101V209H104L103 213H101L102 214L101 215L102 217L99 216L100 219L102 218V220H101L102 223L100 222L102 224V226H100L101 224L98 222L100 224V225L98 224L99 226H96L95 225L93 228L90 227L89 229H92L93 230V232L91 233V236L88 233H86V235L84 234V236H86L85 239L89 238V236L90 237L94 236V239L92 237V240H86L85 242L89 241L88 243L91 244V242L92 243H95V240H98V241L101 240V242H99V243H101V245L102 244H105V245L107 244V246H109L107 242L109 241V239L113 235V231L111 230L112 232L109 233V230L111 228L112 229L115 228V225H114L115 222L114 223H111V221L104 220V218L110 216L112 213H114L112 216H115V218L116 217H119V215H118V212H119L118 209L121 212V213L119 212L120 215L122 214L124 216V213H126V208H124V210H123L124 213L122 212L121 208H118V209H115L113 207L112 208H108V207H110L112 205L107 204ZM154 201H155V203H154ZM159 201L162 202V203H160ZM30 202H32L31 203L32 206H31ZM63 202H66V203H63ZM68 202L70 203V205L68 204ZM165 202H167V203H165ZM6 203H7V207H6ZM40 203L41 204L42 203L43 204L45 203V205H47L49 203L48 204V211H49L50 214L48 213V211H46L47 214H46V212H44L42 214L39 213V211L37 210L38 207H39V205L40 206H43V204L41 205ZM54 203H55V205H54ZM147 203H149L150 205L151 204H154V205L148 207L147 205H149V204H147ZM163 203L166 205V207H165V205ZM34 204H38V205L35 206ZM145 204H146V206H145ZM155 204L158 207L157 209H156V207H154ZM158 204H161V205L163 204V206L165 207L166 210L164 211V208H162L163 210H161V208H160L161 205H158ZM255 204L257 206L258 200L256 201ZM65 205H68V206H65ZM51 206H53V207H51ZM65 207H66V209H65ZM178 207L180 209H178ZM52 208H54V210ZM61 208L62 209L64 208L65 211L66 210L67 211L65 212L63 210L65 212L64 213V212H62V210H57V209H61ZM184 208H182V211L184 210ZM7 210H6V213L8 212ZM149 210H148V212H150ZM173 210H175V211H173ZM25 211H27V212L25 213ZM50 211L51 212L54 211L53 212V215H52V213ZM137 211H132V212L134 213V212H137ZM156 211H153V212L156 213ZM171 211H172V213H171ZM205 211L208 212L207 210H205ZM115 212H116V214H115ZM60 213H62V216H59V215H61ZM66 213H68L69 215L67 214L68 215L67 216ZM108 213H110V214H108ZM173 213H175V215ZM30 214H32L33 216H31ZM55 214L58 215L57 218H59L60 220L59 219L57 220V218H54L56 216ZM64 214L66 216H63ZM105 214H106V216H105ZM23 215H25V216H23ZM122 215L120 217H122ZM144 215H145V217L148 216L147 214H144ZM46 216L47 217H50V218L48 219ZM27 217L30 218V219H28ZM44 217H46V218H44ZM120 217L118 219H120ZM38 218H40V220H39L40 222H38ZM52 218L55 219V220H57V222L55 220L53 221ZM61 218H63V219L61 220ZM88 218H90V217L88 216ZM147 218H146V220L149 222L148 223L149 224L148 225L149 228H147L148 231L151 230L153 232V233L151 232V234L156 233L155 236H157V234H159L157 232V231H159V229L158 230L157 229L155 230L156 227L154 225L155 221L152 219L153 217H151V218L149 217L150 219H147ZM20 219H21V222H20ZM41 219L43 220V222H44V220H46V221L48 220L49 222H53V225H52V223H49L48 221L47 222L45 221L43 223V222H41ZM22 220L24 221V223H23ZM27 220H29V222ZM103 220H104V222H103ZM149 220L150 221L152 220V221L150 222ZM63 221H66L65 224H62V223H64ZM70 221L72 222V225L70 224L71 223ZM77 221H78L79 224L77 223ZM18 223H19V226H18ZM54 223H56L57 225L54 224ZM73 223H74V225H73ZM103 223H105V224H103ZM22 224L24 226H22ZM44 224H45V228H44V226H42ZM112 224L114 226H112ZM5 225H3V226H5ZM49 225H51V227H49ZM55 225L57 227H55ZM60 225H61V227L59 229V226ZM104 225H106V226H104ZM96 227H98L97 229H98L99 232L101 231L100 233L96 230ZM99 227H100V230H99ZM101 227H102L103 230L101 229ZM106 227H107V229H105ZM109 227H111V228H109ZM153 227H155V228H153ZM51 228H53L55 230H52ZM57 228L60 231H58ZM142 228H143V226L140 227V229H139V230H143V233H141V234L139 233L140 231L139 232H138V230L135 231L134 234H135L136 238H138L140 235L141 236L145 235V232L147 230L145 231ZM213 228H214L213 233H214V235L216 234L215 236L217 238V232H215L216 231V228H215L214 225H213ZM35 230H36V233L37 234L38 233L41 234L40 230H38V229H35ZM81 230H82V232H81ZM23 231H25V230H23ZM106 231L108 233H106L105 235H103L104 236L103 237L101 234H104V232H106ZM136 232H138L137 233L138 235L136 234ZM74 234H76V236H77L76 238H75V235ZM79 234H80V236H79ZM96 234H98V236ZM146 234H147V232H146ZM29 235H30V232H29ZM34 236L38 237L37 235H34ZM71 236L72 237L74 236V238H71ZM97 237L100 238V239H98ZM102 238H104V240H105L104 243L102 242L103 241ZM136 238H135V240H136ZM31 241H33V238L31 239ZM32 243H35V241L32 242ZM77 243H79V242H77ZM36 244H38V243L36 242ZM96 245H98V244H96ZM101 245H99V246H101ZM107 246L104 247V251H107L109 249ZM41 247L38 246L34 250V254H36V256H39L38 253L40 252V248ZM115 247H116V245H115ZM38 250H39V252H38ZM116 256L117 255L114 256L115 257V260H117V257H118V256L117 257ZM255 257L256 256H252L251 259L248 260V262H249L248 264H250V263L258 264V263H260L259 262L260 259L259 258L255 259ZM104 263L105 264H108L109 263V257H108V255L105 256ZM241 264H244V263L241 262Z\"/></svg>",
	"mask_w": 264,
	"mask_h": 264
},
{
	"label": "water",
	"instance_id": "water-1",
	"mask_svg": "<svg viewBox=\"0 0 264 264\" xmlns=\"http://www.w3.org/2000/svg\"><path fill=\"white\" fill-rule=\"evenodd\" d=\"M192 1H177L174 7L176 9L177 7L188 6ZM200 2L203 3L205 0ZM195 4L193 2L188 7L190 8L188 14L191 11L192 13L199 11L198 8L202 4ZM179 16L180 14L168 16V9L165 6L159 10V14L152 13L148 16L147 23L149 25L147 23L144 25L133 23L128 29L120 30L107 41L108 46L114 43L115 45L116 43L119 44L118 46L120 47L113 53L109 52L105 45L102 44L73 61L72 68L68 65H60L45 76L37 77L30 81H23L10 87L0 88V99L13 94L14 90L22 92L24 89L38 88L43 93L48 90L46 88L47 84L57 81L61 77L60 74L65 72L67 75L62 76V79L67 78L69 82L77 81V77L71 73L72 69L76 71L78 67L87 62L85 73L82 75L84 77L91 76L92 72L95 77L97 76L95 72L103 70L107 66L104 65L103 67L104 63L108 64L110 62L112 64L117 62L119 66L118 72L112 81L119 80L121 84L118 83L119 85L109 87L100 93H98V84L90 85L89 87L92 88L91 91H94L96 99L92 106L87 108H80L81 104L91 100L81 99L84 90L72 91L67 93V95H63L60 99H55L49 94L43 95L38 91V94L31 98L30 102L32 103L29 101L21 102L25 107L20 109L17 114L12 112L11 117L6 119L10 121H4L3 123L0 119V153L5 155L3 162L0 163L3 169L0 171L1 184L13 185L18 189L25 188L27 194L34 193L37 190L44 191V193L48 190L50 192V190H53L54 183L60 182L65 171L69 169L64 163V159H67L65 158L66 155L72 153L75 159L82 160L86 157V152L93 150V146H100L105 140L111 138L112 132L110 131L98 134V138H94V140L96 139L95 142L92 139H88V142L84 140L86 143L79 144L81 138L92 136L85 130L87 126L95 124V122L99 124L108 113H115L120 103L137 100L149 92L154 94L155 90L156 95L154 96L160 93L157 96L158 102L163 101L165 99L164 95H167L170 88L174 87L173 81L167 83V79L172 77L170 73L192 59L193 51H190L191 47H189L187 52L185 47L193 41L186 44L187 39L196 34H193V28H188L189 24L187 23L192 22L193 24L196 20L193 19L187 22V19L184 20L182 17L183 15ZM171 19L175 20L172 21ZM150 24H154V26ZM133 37L136 38L133 39ZM154 76L161 79L155 83L151 82L150 86L145 87L144 82ZM103 83L100 85H104ZM54 86H56L54 88H57L61 85L57 83ZM118 93H121V95H117ZM125 95L131 96L132 100L126 99L123 101ZM1 103L0 101V105ZM113 109L115 110L113 111ZM70 110H73L70 114L72 116L66 117ZM104 111L107 112L104 113ZM8 112L10 111L8 110ZM118 112H120V109ZM89 113H91V116L94 114V116L92 119H88V123L75 122L74 124H69L71 121L88 116ZM57 115L59 117H56L55 121H49L48 124H44V121H42ZM37 116L40 117L42 124L38 125L32 123L33 121L30 122ZM94 118L97 119L94 120ZM11 145L19 147L6 152L4 149L9 148ZM60 155H63V157ZM59 157H62V159ZM46 159L47 167H45Z\"/></svg>",
	"mask_w": 264,
	"mask_h": 264
},
{
	"label": "snow or ice",
	"instance_id": "snow-or-ice-1",
	"mask_svg": "<svg viewBox=\"0 0 264 264\" xmlns=\"http://www.w3.org/2000/svg\"><path fill=\"white\" fill-rule=\"evenodd\" d=\"M3 162V158L2 157H0V163H2Z\"/></svg>",
	"mask_w": 264,
	"mask_h": 264
}]
</instances>
